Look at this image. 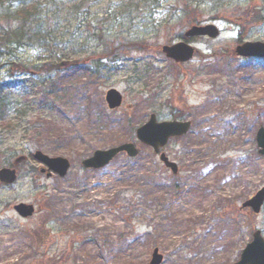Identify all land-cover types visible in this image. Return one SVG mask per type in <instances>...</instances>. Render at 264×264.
I'll return each mask as SVG.
<instances>
[{
  "label": "rangeland",
  "instance_id": "1",
  "mask_svg": "<svg viewBox=\"0 0 264 264\" xmlns=\"http://www.w3.org/2000/svg\"><path fill=\"white\" fill-rule=\"evenodd\" d=\"M73 1L35 0L40 14L28 39L0 54V83L20 81L8 95L25 111L14 127H0V168L27 157L17 181L0 185V264H149L155 248L162 264H232L254 230L264 238V207L259 215L238 208L264 187L255 143L264 128V61L231 54L238 39L264 42V0H83L72 9ZM207 24L220 35L187 41L197 50L191 61L162 53ZM22 25L0 16V33ZM53 61L71 72L42 65ZM92 61L104 68L96 77L80 69ZM11 62L26 72L14 76ZM111 88L123 96L113 112L104 102ZM151 114L192 123L163 150L177 177L134 137ZM39 119L56 132L24 139ZM125 142L139 150L133 162L121 155L101 170L82 169L92 152ZM36 150L69 159L68 175L46 179L29 156ZM19 203L35 214L19 217Z\"/></svg>",
  "mask_w": 264,
  "mask_h": 264
},
{
  "label": "water",
  "instance_id": "2",
  "mask_svg": "<svg viewBox=\"0 0 264 264\" xmlns=\"http://www.w3.org/2000/svg\"><path fill=\"white\" fill-rule=\"evenodd\" d=\"M219 32L213 25L192 26L184 34L186 38L207 36L209 38H216ZM235 54L240 57H257L264 58V43H244L235 47ZM162 52L167 58L176 63H185L189 61L193 54V48L184 43L179 42L171 46H163ZM105 103L110 110L119 108L122 103V96L115 89H110L105 94ZM189 122H157L154 114L150 115L148 121L136 129V139L148 146L155 154H159L168 140L172 137L184 136L189 131ZM256 144L259 149L258 153L264 157V128L260 127L255 136ZM125 153L128 157H135L138 150L133 143H125L107 150H98L93 155L81 162V165L86 169H100L106 166L117 154ZM32 158L42 164L44 167L40 169L41 173H45L49 178L51 173L63 178L67 175L70 169V162L63 157H49L41 151H35ZM25 160L24 156L18 157L14 161L17 165ZM160 162L169 168L173 175L178 173L177 165L170 162L165 153L159 154ZM16 181L15 169L2 168L0 169V182L4 184H13ZM264 204V188H261L252 198L248 199L242 204V208H250L253 213L258 214ZM15 212L22 218L31 217L34 213L32 205L20 203L14 206ZM162 255L158 253V249H154L151 255L150 264H161ZM233 264H264V238L260 231H255L252 236V241L243 249L240 259Z\"/></svg>",
  "mask_w": 264,
  "mask_h": 264
},
{
  "label": "trees",
  "instance_id": "3",
  "mask_svg": "<svg viewBox=\"0 0 264 264\" xmlns=\"http://www.w3.org/2000/svg\"><path fill=\"white\" fill-rule=\"evenodd\" d=\"M77 1L78 2L76 1L72 2L73 3L72 9L79 8L80 4L78 3H81L83 0H77ZM138 2H142V0L141 1L139 0ZM13 6H16L17 8L13 9ZM39 14H40V7H39L38 2H35V0H0V16H2V18H5V19L8 18V19H13V20H18V21L21 20L23 23L22 27H18L15 30H12L13 32L11 35H10V32L8 31H2L0 33V54L1 55L8 56L12 54L13 45H16L22 42V39L26 38L25 35L29 31V28L27 29V31H26V28L30 26L32 22L35 24V19L36 17H38ZM130 46H133V45H130ZM79 64L76 65L75 69H77V66ZM42 65L50 66L51 68L56 69L61 73L63 72L66 73L67 71L68 73L71 72L68 69L69 67L72 66L71 64H68V62H64V61L44 62ZM80 65H81L80 69L84 70V73H87V74L89 73L91 77L98 76L100 72L104 70V68L99 65L98 61H95V62L92 61L91 63L89 62V65H86L85 63H81ZM10 66H13L11 68L14 69V71L15 70L18 71L16 74H14V76H20L26 72V68H24L21 63L11 62ZM9 79L11 80L12 78H9ZM19 85H20V82L18 80L16 81L14 80L13 82L7 81V82L0 83V127L1 128L10 129L14 127L13 123L15 124L18 123L21 115L25 113V111H21L20 109L22 105L19 104L18 101H14L11 98H9V95H8V91L10 89L18 88ZM86 93L89 94V91H87ZM87 100H88V97H87ZM47 124H48L47 122L41 119L37 120V122L30 124L28 128L23 130V138L24 139L29 138V141H31L32 138L39 136V135L40 136L42 135V138L43 137L46 138V134L48 132L51 133L52 131H55L53 130L54 128H50L51 126L50 125L47 126ZM57 133H59L58 137H63L67 141L69 140L70 142V139L68 138L69 136L68 132L65 133L63 131H58ZM54 135L55 137L57 136L56 134ZM36 144L38 148H42L46 145L43 142H41V140L36 142ZM244 157L246 156L237 155L235 156L234 160L235 162H237ZM125 159L129 162H133V160H135V159H128V158H125ZM220 207L222 208V210H224L225 205L221 204Z\"/></svg>",
  "mask_w": 264,
  "mask_h": 264
},
{
  "label": "bare ground",
  "instance_id": "4",
  "mask_svg": "<svg viewBox=\"0 0 264 264\" xmlns=\"http://www.w3.org/2000/svg\"><path fill=\"white\" fill-rule=\"evenodd\" d=\"M195 55H196V53H195ZM195 55H193L192 56V58L195 56ZM264 61V58H257V57H255L254 59H253V61ZM53 62H58V61H53Z\"/></svg>",
  "mask_w": 264,
  "mask_h": 264
}]
</instances>
